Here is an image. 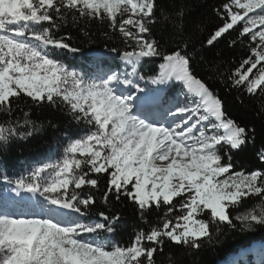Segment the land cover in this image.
<instances>
[{"label":"snow or ice","instance_id":"snow-or-ice-1","mask_svg":"<svg viewBox=\"0 0 264 264\" xmlns=\"http://www.w3.org/2000/svg\"><path fill=\"white\" fill-rule=\"evenodd\" d=\"M158 8L157 0H0V114L8 117L0 123V147L42 127L21 104L66 112L84 125L57 162L14 182L17 196L30 193L44 203L30 215H0V264H156L166 246L200 251L222 229H236L235 221L242 229L264 227V171L234 172L231 164V153L254 142L255 130L229 118L224 101L195 75L200 50H188L187 41L162 50L152 37ZM186 10L175 12L178 21ZM213 12L222 24L201 47L215 48L235 32L228 46L247 42L249 55L227 79L249 95L264 94V0H226ZM93 24L120 38L125 48L109 51L131 72L89 80L56 58L61 50L80 51L70 35L57 33L83 26L88 36ZM146 58L163 61L147 82L182 89L160 120L134 110L136 97L118 91H145L136 81L145 80L137 66ZM18 108L22 123L13 119ZM98 198L105 207L128 202L148 230H136L127 246L113 244L122 217L96 211ZM249 200L259 203L242 211Z\"/></svg>","mask_w":264,"mask_h":264},{"label":"trees","instance_id":"trees-1","mask_svg":"<svg viewBox=\"0 0 264 264\" xmlns=\"http://www.w3.org/2000/svg\"><path fill=\"white\" fill-rule=\"evenodd\" d=\"M224 2L226 0H157L158 21L152 27V37L160 42L165 52L178 50L185 41L189 44L188 50L191 51L194 46L202 52L203 58H194L192 64L195 75L208 83L224 101L229 118L241 126H247L249 130H255L254 142L250 140L239 154L231 153L232 171H264V161L260 159V153L264 150V94L258 91L255 96L249 95L242 88L233 87L232 81L227 79V76L239 67L241 60L249 55L247 42L229 47L227 41L236 36L233 32L227 39H222L215 48L201 47L210 32L222 24L213 8ZM181 6H185L187 10L182 21H178L175 12ZM164 15H169V20H165ZM180 24L182 30L178 26ZM197 25L204 30L201 31ZM84 31L83 26L78 28L68 26L62 33H57V36L70 35L69 43L80 49L77 53L61 50L56 55L58 60L89 80L101 78L105 74L131 72V67L120 59L119 53L109 51L113 47L121 51L125 48L118 36L113 39L107 38L103 35L106 29L96 24L86 29L88 36ZM91 53H105L110 56L98 58L91 56ZM146 60L147 63L142 61L141 65L137 66L140 74L146 78L158 75L159 65L163 61L160 58ZM155 89L163 99H167L170 93L180 91L181 87L169 83L164 86L155 85ZM21 107L30 111L31 119L42 127L39 132H35L27 139L12 138L6 150L0 147L1 207L5 204L6 190L15 185L17 179L28 177L35 168L43 164L57 162L62 157L63 148L67 143L76 138L78 132L83 135L84 125H77L66 112L47 107L42 109L32 107L29 110L24 104H21ZM22 117L23 114L18 108L13 114V119H20L22 123ZM7 119V116L0 114V123ZM258 203V200H249L242 211L251 210ZM96 211L106 213L111 211L122 217L121 227L110 237L113 244L127 246L131 243L136 230H148V225L140 221L128 202H113L105 207L98 198ZM235 223L236 229H222L220 236L218 238L214 236L213 242L205 244L200 251L166 246L163 254L156 255V264H264V227L254 225L252 230H248L242 229L239 221Z\"/></svg>","mask_w":264,"mask_h":264},{"label":"rangeland","instance_id":"rangeland-1","mask_svg":"<svg viewBox=\"0 0 264 264\" xmlns=\"http://www.w3.org/2000/svg\"><path fill=\"white\" fill-rule=\"evenodd\" d=\"M107 75L108 74H105L103 77H105ZM90 80H95V79H90ZM147 81H148V78H146V77H145L144 81H139V80L136 81L140 87H143L145 89V91L143 93H139V94L145 95V96L141 97L143 100L145 99V97H147V99H152V98L155 99V102H153V99H152L153 103L151 104V106H145V110L144 109H140V110L142 112L152 116L153 118L160 120L162 110L164 108H166L169 104L174 103L175 100L181 96L182 89L178 92L176 91V92L170 93L168 95L167 99L164 100L163 98L158 96V93L156 92L155 88H152V86H154V85L151 84L150 82H147ZM174 83L175 82H170V84H172V85ZM127 90H129V89H126L123 86H119V88H118V91L122 92L123 94H126L125 92ZM131 90L135 91L134 89H131ZM159 90H160V88L158 89V91ZM143 100H142V102H143ZM165 101H167V103H165ZM135 108L136 107L134 105V110H135ZM14 191L16 193V188L14 189ZM15 193L6 194V196H5L6 204L3 205L2 207L0 206V215H3V214H8V215L29 214L30 215V214H32L34 205H33V202H31V201H32V198H34V197L30 193L21 192L19 196H21L23 194H25V195L22 196L23 201L20 202L21 199L20 200L12 199V197H14V195H16ZM36 197H39V196H36ZM14 198H16V197H14ZM40 198L43 201V198L42 197H40ZM37 211H39V209H37Z\"/></svg>","mask_w":264,"mask_h":264},{"label":"bare ground","instance_id":"bare-ground-1","mask_svg":"<svg viewBox=\"0 0 264 264\" xmlns=\"http://www.w3.org/2000/svg\"><path fill=\"white\" fill-rule=\"evenodd\" d=\"M142 97V96H141ZM153 99V98H152ZM152 99H147V97H145V99H144V102L143 103H146V104H152L153 102H155V99H153V102H152ZM141 102H142V98H140L139 99ZM150 100V101H149ZM136 101V100H135ZM135 101H134V105H135ZM157 102V101H156ZM143 105H145V104H143ZM151 106V105H150ZM35 200V199H34Z\"/></svg>","mask_w":264,"mask_h":264}]
</instances>
